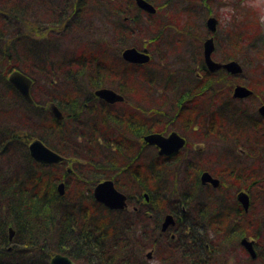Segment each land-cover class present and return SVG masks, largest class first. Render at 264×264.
<instances>
[{"label":"trees","instance_id":"16d2710c","mask_svg":"<svg viewBox=\"0 0 264 264\" xmlns=\"http://www.w3.org/2000/svg\"><path fill=\"white\" fill-rule=\"evenodd\" d=\"M147 1L156 7L155 14L141 11L134 0H59L61 12H56L58 6L53 8L55 0H0V160L5 161H0V264H50L55 253L67 255L77 264H147L146 249L153 250L158 264H232L229 260L234 257L236 264L237 254L244 258L243 264L264 263V222L251 220L249 211L244 212L229 188L223 187L229 179L232 186L237 183L236 191L249 194V210L256 206L254 190L263 189L264 196V180L257 175L258 170L264 175V162L261 168L257 159L264 155V118L257 114L255 106L249 110L245 105L256 97L258 104L264 103V69L257 83L250 77L240 79L241 75L239 79L230 78L225 70L211 73L203 62L202 46L198 45L194 57L198 72L191 85L194 89L181 92L168 73L154 67L158 63L152 57L143 65L125 62L121 58L125 47L147 46L155 50L153 43L163 42L166 25L172 21L163 14L158 4L161 0ZM172 2L183 32L189 25L198 31L201 12L219 18L218 10L224 6L223 0ZM229 2L235 8V44L248 41L257 50L254 54L264 59L262 14L257 13V9L263 13L264 0ZM91 3L100 6L98 30H94L92 40L86 38L88 24L83 21ZM214 9L217 12L213 14ZM201 26L203 36L210 35ZM58 27L65 31L61 33L63 39L55 34ZM101 33L108 36L96 39ZM63 42L73 50L59 53L56 49ZM235 44L228 54L218 47L214 59L241 61L246 66ZM14 69L32 79L33 103L26 102L9 84L7 77ZM224 75L229 80L225 81ZM138 78L143 82H137ZM238 83L253 93L235 103L231 91ZM100 87L115 88L124 97L122 103L114 105V111L107 113L105 103L94 95ZM176 97L173 110L167 109L170 115H165L160 101ZM49 102H54L63 119H56L47 109ZM228 121L250 138L247 149L252 164L243 168L244 178L233 172L223 178L199 163L190 167L193 159L181 157L186 146L165 157L143 141V136L152 132L167 134L176 128L186 137L203 130L204 124L223 126ZM177 122L181 127L176 126ZM34 139L74 161L46 166L34 162L27 147ZM226 153V161L234 162L232 152ZM178 163L176 170L182 174L179 179L172 168ZM203 171L219 178L217 188L200 184ZM187 172L192 174L188 181ZM106 178L113 179L116 188L127 195L128 209L109 210L93 199V187ZM60 181L65 184L62 196L56 190ZM204 187L208 188L206 197L200 195ZM53 208L58 213L53 221L58 222L56 231L66 236L75 228L84 229L73 246H51L53 235L48 227L41 228L47 224L44 215L51 216ZM166 213L174 215L175 225L162 233L160 224ZM26 220V228L29 223L33 228L28 232L20 230V236L9 241L3 233L7 223L13 221L20 226ZM195 221L203 225L197 231ZM15 224L13 228L17 229ZM37 224L41 229L34 227ZM242 237L254 240L256 259H251L239 245ZM19 239L23 240L20 244ZM31 241L37 248L31 247ZM202 242L216 243L220 250H206L210 244ZM225 242L230 248L223 250ZM199 247L206 251L198 252ZM21 249H26L24 254Z\"/></svg>","mask_w":264,"mask_h":264},{"label":"rangeland","instance_id":"374dc122","mask_svg":"<svg viewBox=\"0 0 264 264\" xmlns=\"http://www.w3.org/2000/svg\"><path fill=\"white\" fill-rule=\"evenodd\" d=\"M229 3H230L229 0H223L224 6L223 7L221 6L218 10L219 18H217L216 30L213 34L214 47H215V50L217 47V50L213 52L212 56H214V54L218 52V47L224 53L228 54L229 49L232 47V45L236 43L235 39L233 38L234 34L232 33L233 25L235 24L233 21L235 8L230 6ZM59 4H60L59 0H55V3L53 4V8L55 9ZM158 4L162 5L163 14L169 15L172 21L171 23H169L171 24V26L169 24L166 25V32L164 34L170 38L167 41L163 40V42H159V44L153 43L155 50H152L153 49L152 48L151 52L149 51L152 57V61L158 63V65H154V67L158 68V70L162 69L163 71L168 73L169 77H171V80L174 79L178 83V86L181 88V92H190L194 89V88L193 89L191 88V85L195 81V73L198 72V69L195 66L196 59L194 57H196V54L198 53L197 51L198 45L202 46L204 39L208 37V35L203 36L202 33L204 32V29H203V26L201 25L205 26L204 22L209 16L201 12L198 15L200 19H198L197 21L198 23L197 25L199 27L198 31L196 30V28H194V26L189 25L187 31L183 32L180 29L181 25L178 24L179 22L178 11L172 8V6L174 5L172 0H161V3H158ZM97 5L98 4H93V3L88 5V14L83 20L84 25L88 24V26L85 27V30L87 32L86 38L90 40H92L96 36V34H93L94 30H98L96 28L97 21H98L96 16H98L100 6H97ZM89 6H91L92 8H90ZM58 8L59 6L55 9L56 12H61L62 10ZM262 11L263 13L259 9H257V13L262 14L260 16V25L262 26V32L264 34V10ZM216 12L217 11L214 9L213 14ZM34 20L36 21V17L34 18ZM100 27L102 28V26ZM58 28L59 29L55 31V34L57 36H61L65 31L61 32L60 31L61 28L60 27ZM204 28H206L205 30L208 31L206 26ZM102 36H108V35L106 33L104 34L101 33V35H98L96 39L102 40L101 38ZM39 38L40 40H42L40 36ZM61 38L63 39L62 36ZM67 41L68 39L65 40V42ZM168 43H172L173 47L169 46ZM145 44H148V43L145 42ZM235 45H237L236 49L240 51L239 55L244 58V62L246 63V66L244 64L242 65L241 61H239L241 68H242L241 73L238 75L237 73L231 74L228 72V74L230 75V78L232 77L234 79H239L237 77L241 75L240 79L247 80L250 77L249 80L252 79L251 81H254L255 83H257V81L263 77L262 69H264V59H261L256 54H254L257 50L255 48L250 47L248 44V41L246 40H240ZM70 48L71 46L69 44L66 45L63 42L61 45H59V47H57L56 50H58L59 53L63 54L66 51L73 50ZM226 79H227V76L224 77L225 81ZM128 81L127 83L126 82L125 83L129 84ZM137 82L141 83L143 81H140L138 78ZM114 85L115 86L118 85L117 79L114 80ZM230 87L232 88L231 84H230ZM231 97L235 103L239 101L238 98L233 97L232 91H231ZM176 99L177 97L175 99L172 98V100L168 98L164 102H162V100L160 101L162 103L161 104L162 108L165 109L164 110L165 115H168V116L170 115L169 114L170 110H167V109L172 107V110H173L174 103L177 102ZM255 99L252 101H247L245 105H246V108H248L249 110H251L255 106V110L257 112V107L259 104H258V101H255ZM139 100L141 99L139 98ZM244 100L246 99H243L242 101ZM145 104L146 106L150 107V105H148L147 103ZM148 110H150V108H148ZM175 124L178 127H181L182 125L181 122H177ZM211 124L212 123H210L209 127L207 124H204L203 130L201 131L199 130L198 132L196 130L194 133L188 134V136L185 137L187 141V145H186V149L183 151V156L181 157H183V160H185V158H188V157H190V159H193V161L190 163V167L199 163V165H202L206 168L209 167L208 169H211L210 171L214 172L215 174L219 176H222L223 178L227 177L226 175H229V173L231 172L238 174V177L244 178L246 175V172L243 171V168L249 167L252 164L251 156H249V152L247 149V145L249 144L248 141L250 139L249 136L244 137L242 131L236 127L235 123L231 121H228V123L223 126L215 123L213 124L215 128L213 126L211 127ZM172 130H176V128ZM226 151L232 152L233 161L235 163L231 161V163L229 164L226 161L228 157V154L226 153ZM261 155H262L261 156L262 158H257V159H259V164L261 168H263L262 164L264 162V155L263 153ZM172 168L174 169V172H176L177 171L176 169L179 168V163L176 165V167L175 165L172 166ZM177 172H178L177 178L179 179L182 177V174H181V171H177ZM186 174L188 176L186 181H188L189 177L192 174L191 172H187ZM257 175L258 177H261V178L263 177L262 180H264V175L259 170L257 172ZM233 185L234 186H232V181L229 179L226 181L223 187L225 188L224 190L229 188L228 192H230V194L232 193L233 196L235 197L236 193L239 190L236 191L237 183L236 184L234 183ZM254 191L256 193V196L254 195V197L255 198L257 197L256 206L253 209V205H252L250 210L249 209L247 210V212L249 211L248 214L250 213L249 215L248 214L247 215L250 217L251 220L259 219L261 222H264V196L262 195L263 189L258 188V190H254ZM207 193H208V188L204 187L200 195L206 197ZM217 196H218V199L221 200V197L220 195H218V192H217ZM249 200H250V197H249ZM156 215L157 217H160L158 216V213ZM200 226H203V225L195 221L194 228L196 229V231L200 228ZM207 234L208 236L211 235V233H207ZM202 243L204 244V242ZM206 244L207 245L210 244L209 248H212L213 251L220 250L216 243L206 242ZM221 248L223 250H226L227 248H230V246L226 245V242H225L222 244ZM227 252H229V249L227 250ZM144 253L146 255L147 253L151 254L150 258L148 257L146 258L147 264H158L154 256L153 250L146 249ZM235 258L236 257H234L233 259H230L229 263L232 262L233 264ZM243 261H244V258L241 257V254L240 255L237 254L236 264H243ZM257 264H264V263H261L259 261Z\"/></svg>","mask_w":264,"mask_h":264},{"label":"water","instance_id":"95a60500","mask_svg":"<svg viewBox=\"0 0 264 264\" xmlns=\"http://www.w3.org/2000/svg\"><path fill=\"white\" fill-rule=\"evenodd\" d=\"M135 3L138 8L149 13L154 14L156 9L155 7L146 0H135ZM217 19L215 16H209L206 20V27L210 33H214L216 30ZM214 51V42L213 37L210 36L206 38L203 42V58L207 68L210 71H216L219 69H225L231 74L241 73L242 68L236 61H229L227 63H218L211 58V54ZM121 56L124 60L131 63L143 64L150 60L147 49L143 51H138L134 47H127L121 52ZM8 81L13 85L18 92L23 96V98L29 103L32 102L30 96V87L32 81L22 74L20 71H13L8 77ZM95 95L104 100L107 103H114L123 100V97L111 89L101 88L96 90ZM251 91L245 86H236L233 90L234 98H245L251 95ZM53 115L57 119H62V114L58 108L51 104L48 106ZM258 113L264 117V103L258 107ZM143 140L152 146L157 148V153L159 155H169L177 152L180 148L183 147L185 140L180 137L176 132H171L167 136H163L158 133H150L143 137ZM30 156L35 159L40 164H53L58 163L63 160V157L53 152L47 148L40 140L32 141L28 146ZM210 183L213 187H216L219 184L218 179L211 177L208 172H204L201 175V183ZM63 183H60L57 186L59 194H63L64 191ZM93 197L96 201L104 204L109 209H123L126 207V197L121 192L117 191L113 186L111 181H102L95 185L93 188ZM237 201L241 204L244 211L248 210L249 206V196L247 193L241 191L236 195ZM174 223L171 215H167L162 224V230H165L169 225ZM11 239V238H10ZM240 244L244 249L249 253L252 259H255L257 253L254 248V242L248 240L247 238H242ZM149 256V255H148ZM51 264H75L66 256L55 255L51 258Z\"/></svg>","mask_w":264,"mask_h":264},{"label":"bare ground","instance_id":"6f19581e","mask_svg":"<svg viewBox=\"0 0 264 264\" xmlns=\"http://www.w3.org/2000/svg\"><path fill=\"white\" fill-rule=\"evenodd\" d=\"M42 14L41 13H38L37 14V16H41ZM207 20V19H206ZM206 20H205V26H206ZM170 37H168L167 35H163V40H168ZM168 45L169 46H172L173 47V44L172 43H168ZM131 47H134V48H136V50H138V51H143V49H149V51L151 52V47H147V46H143V47H140V48H137V47H135V46H131ZM153 50V49H152ZM149 54V53H148ZM150 55V54H149ZM202 57H203V55H202ZM31 81H32V79H30ZM31 87H32V85H31ZM31 87H30V92H31ZM95 94V93H94ZM51 104H54V102H49V103H47V105H46V107H47V109L51 112V110L49 109V105H51ZM43 108H45V107H43ZM33 141V140H32ZM42 142V141H41ZM31 143V142H30ZM29 143V144H30ZM43 143V142H42ZM29 144H28V146H29ZM27 146V147H28ZM0 157H1V153H0ZM31 159L34 161V162H36V160L35 159H33L32 157H31ZM3 164L5 163V161L4 160H0ZM72 171V167L71 166H69V168H68V171L67 172H71ZM204 172H208V171H204ZM208 173H210V172H208ZM104 181H111L112 183H113V186L115 187V189L118 191V189L116 188V185L114 184V180L113 179H110V178H106V179H104ZM58 184H59V182H58ZM95 187V186H94ZM240 191H238L237 193H239ZM237 193H236V195H237ZM236 195H235V199H236ZM92 197H93V189H92ZM237 200V199H236ZM51 216H50V214H46V215H44V218L45 217H47V218H43L44 220H46L47 221V224L45 225V226H41V228H43V227H48V229L50 230L49 232H50V235H53L52 237H51V240H52V243L50 244L51 246L53 245V246H55V247H58V246H56V245H60V246H63V247H69V246H73L74 245V242L76 241V239H78V237H79V239H81V237H82V235H83V232H84V229H77V228H75V229H73L71 232H70V234H68V235H66V236H64V234H62V232L61 231H56V227H57V223H55V222H53V221H55V219H56V217H58V213L55 211V209L53 208L51 211ZM27 222H28V220H26L22 225H20L19 226V223H17L18 224V228L17 229H14L13 227H14V225L13 224H15V222H13L12 221V223H7V225L4 227V229H3V233H5L6 232V235H7V237H8V239H10L11 237H12V239H13V236H20V230H23V231H30L32 228H33V226H31V223H29V225H28V228H26V224H27ZM64 222L65 223H67V224H69V221H68V219H65L64 220ZM17 224H15V225H17ZM71 224H69V226H70ZM34 227H37V228H40V225H36V226H34ZM73 227V226H72ZM40 228V229H41ZM49 234V233H48ZM23 235H26V233H24ZM24 238H25V236H23ZM23 238V239H24ZM50 239V238H49ZM19 241V244H20V242L21 241H23V240H18ZM240 241V240H239ZM32 243H33V245H31V247H35V248H37V246L35 245L36 243H35V241H31ZM204 244H206L205 242H204ZM82 248V247H81ZM200 249H198L197 251L198 252H203L204 250L201 248V247H199ZM209 247H206V250L208 249ZM83 249V248H82ZM205 250V251H206ZM209 250V249H208ZM25 251H26V249H21L20 250V253H25ZM211 252V251H210ZM209 252V253H210ZM57 254H61V253H55V254H53V255H57ZM69 259H71L70 257H69ZM254 260V259H253ZM50 261H51V257H50V259H49V263H50ZM75 264H77L74 260H72Z\"/></svg>","mask_w":264,"mask_h":264},{"label":"flooded vegetation","instance_id":"af4514ba","mask_svg":"<svg viewBox=\"0 0 264 264\" xmlns=\"http://www.w3.org/2000/svg\"><path fill=\"white\" fill-rule=\"evenodd\" d=\"M64 14H66V11H64ZM113 47H114V40H113ZM104 107H106V109H107L106 111H109V110L114 111V104H109V106L106 105ZM107 113H109V112H107ZM112 125H114V124H112Z\"/></svg>","mask_w":264,"mask_h":264}]
</instances>
